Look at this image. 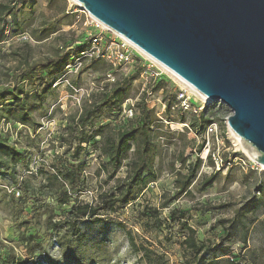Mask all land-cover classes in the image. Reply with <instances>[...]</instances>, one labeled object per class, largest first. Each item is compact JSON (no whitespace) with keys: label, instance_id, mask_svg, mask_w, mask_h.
Segmentation results:
<instances>
[{"label":"rangeland","instance_id":"rangeland-1","mask_svg":"<svg viewBox=\"0 0 264 264\" xmlns=\"http://www.w3.org/2000/svg\"><path fill=\"white\" fill-rule=\"evenodd\" d=\"M47 1L28 0L17 13L26 23L24 33L0 43V90L22 89L28 98L32 97L34 122L33 125L0 123V137H6L7 143L24 155L23 162L13 163V157L0 152V162L4 164V169H0V264H146L140 259L142 252L135 253L131 249L128 235L137 246L162 256L164 264H227V261L264 264V167L236 146L226 126L229 109L219 102L206 105L160 66L149 61L145 63L146 57L131 45L133 62L122 70L114 71L104 60L94 64L90 57L82 56L80 64L87 69L80 75L67 73L65 66H60L51 76L47 75L48 81L40 87L22 82L24 61L30 65L55 61L61 56L57 51L62 42L55 40L60 33L64 34L59 38L61 41H74L71 51L76 53L80 46L88 51L91 38L100 32L97 22L77 3L64 0L63 7L56 1L53 8L57 4L65 10L58 15L59 11L48 9ZM43 20L53 24L57 32L38 42L32 33L39 29ZM104 36V40L108 38L114 43V48L121 43L109 33ZM73 55L74 59L78 58L77 54ZM108 73L113 74L116 82L130 78L124 86V100H130L128 104L134 105L137 114L136 104L144 98L148 109L163 126L156 130L160 154L154 165L158 178L128 205L119 206L112 213L102 212L98 217L80 220L77 223L80 237L76 238L68 227L70 208L77 203L95 204L99 193L113 185L112 180L105 181L102 172L97 175L98 164L106 161L98 159L92 151L98 138L82 145L78 163L83 165L85 181L80 191L70 193L67 205L60 206L55 189L44 187L46 181L41 172H50L48 165L56 156L70 160L77 141L73 138L75 135L69 134L68 127L83 103L93 95L98 97L100 88L109 90L113 86L114 82L106 81ZM57 78L62 82L54 86L51 81ZM67 82L76 87V93H70ZM157 83L161 88L155 89ZM165 92L175 95V105L168 117L164 114ZM179 93L188 98V108L181 107ZM180 108L184 112V123L178 114ZM200 112L215 121L203 135L188 128L192 116ZM104 125L117 131L127 125V120L122 112L116 117L101 113L94 129ZM202 143L203 148L198 152ZM246 146L250 154L258 157L252 147ZM179 154L186 157L187 164L198 157L201 166L188 193L176 195L171 165L179 169L175 162ZM124 171L122 168L116 178H123ZM211 174L216 175V181L202 191L197 181ZM64 188L68 190L67 186ZM145 206L157 208L164 220L172 211L183 213L187 224L196 232V241L203 243L206 249L196 256L181 248L183 235L178 231L179 217L165 227H145L148 220L143 216ZM51 215L55 217L53 221L62 223L57 232L50 234L46 229ZM28 236H35V243L41 247V252L34 251L33 259H29V248L23 245ZM224 251H228L226 256H223Z\"/></svg>","mask_w":264,"mask_h":264},{"label":"trees","instance_id":"trees-1","mask_svg":"<svg viewBox=\"0 0 264 264\" xmlns=\"http://www.w3.org/2000/svg\"><path fill=\"white\" fill-rule=\"evenodd\" d=\"M56 1H60L64 7V0H48L47 6L51 11H59L58 15L64 14V8H60L57 4L53 8ZM28 0H0V43L7 40L8 37L19 36L25 31L26 23L18 18L17 13L21 12V9L26 6ZM57 30L53 28V24L47 23L45 20L39 26L38 30H34L32 36L35 41H42L47 39L50 35L55 34ZM64 36L60 33L55 37L56 42H62L59 46L57 53L61 52V56L55 61L37 62L35 64H28L24 61L21 66L24 67L23 76L20 77L21 81L29 82L33 87H40L46 83L52 72L60 66H66L69 63L74 62V55L84 52L83 46L76 49V53L72 52V44L61 41L59 38ZM64 42V43H63ZM94 64L100 62L98 59H91ZM109 69L111 66H108ZM85 65H80L77 75H80L86 71ZM46 74V77L43 75ZM59 78L52 80L51 82L58 81ZM130 78L126 77L120 81H113V86L106 90L100 88L97 95L91 96L86 103L79 108L78 113L72 118V122L69 128V134L75 135L73 138L77 141L73 151L71 153L70 160H63L60 157H54L52 163L48 165L50 169L49 173H42L41 176L46 181L44 186L48 190H53L54 194L58 198L60 206H65L69 202V195L71 192L80 191L82 183L85 181L83 165L78 163L80 152L83 150L82 145L89 144L98 138V141L93 143L92 151L96 153L98 159H105L106 161L98 164L97 175L101 172L105 175V181L113 182V185L104 193H99L95 204H74L68 211L67 216L70 217L68 227L73 230L72 236L79 238L80 231L77 227V223L87 217H98L102 212L112 213L119 206H126L131 201L135 200L140 192L147 187L150 182H154L158 178V172L155 169V158L160 154V145L158 142L157 129L163 126L153 116V111L148 109L144 98L140 101V104H136L139 112L134 114L132 118H126L127 125L117 131L108 127L107 125L95 128V121L99 118L101 113H106L110 116H118L122 112V107L125 101L123 98L124 86ZM49 87V86H48ZM75 87V86H74ZM160 84L155 85V89H159ZM69 89V88H68ZM35 91V90H34ZM70 91V89H69ZM35 93V92H34ZM71 93V91H70ZM25 95V96H24ZM32 97L24 94L19 89L13 91H7L5 89L0 90V123L10 122L11 124L21 125H33V107L31 105ZM165 103L164 114L166 117L171 113V108L175 102V95H169L165 92L163 98ZM181 123H184L182 109H178ZM215 123L211 118H206L203 113H198L190 119L188 128L194 130L199 135L205 134V129ZM224 124L222 126V135H224ZM203 148V143L199 145L198 152ZM0 152L8 153L13 157V163L23 162L24 155L17 153L12 145L7 143V138L0 137ZM175 162L179 165V169L175 170L174 165H171V173L175 177L174 186L176 195L187 194L193 181L197 177L198 170L201 166V160L198 157L193 163L187 164V159L183 154L176 156ZM227 161L224 160L223 164ZM223 164L221 166H223ZM125 168V175L123 178H116V174ZM0 169H4V164L0 162ZM185 172L184 174L182 172ZM217 177L215 174H211L208 178L202 177L198 182V186L202 191L212 187ZM65 186L68 190H65ZM143 216L148 220L145 223V227L161 228L167 226L169 221H174L176 217H179L177 221L178 231L183 235V240L180 242V246L184 251L190 252L198 256L206 246L203 243L196 241V232L189 226L186 220L183 218L184 214L178 211H172L167 220L161 219L157 208L145 206ZM54 215H51L47 231L55 233L58 231L61 221H53ZM128 240L131 249L135 252H142L140 259L146 264H164L162 256L153 255L152 251L143 247H139L135 244L131 235H128ZM35 236H28L23 245L28 250L29 259H33L34 251L41 252V247L35 243ZM32 243V245H29ZM228 251L223 252V256H226ZM17 263V262H16ZM7 264V263H6ZM22 264V263H19ZM25 264V263H24ZM227 264H239L228 262Z\"/></svg>","mask_w":264,"mask_h":264},{"label":"water","instance_id":"water-1","mask_svg":"<svg viewBox=\"0 0 264 264\" xmlns=\"http://www.w3.org/2000/svg\"><path fill=\"white\" fill-rule=\"evenodd\" d=\"M94 21L230 111L264 167V0H74Z\"/></svg>","mask_w":264,"mask_h":264},{"label":"built area","instance_id":"built-area-1","mask_svg":"<svg viewBox=\"0 0 264 264\" xmlns=\"http://www.w3.org/2000/svg\"><path fill=\"white\" fill-rule=\"evenodd\" d=\"M97 25H98L97 27L100 28V32L91 38V41L89 42L91 43L90 49L88 51L82 52L80 54V57L76 58L73 63H69L65 66V70L67 73L77 72L81 65L79 60L86 56L90 57L91 59L104 60L108 62L113 67L114 71L122 70V67H127L133 62L132 56L129 51L130 45L124 40L118 38V35H116L112 31L104 28L103 26L99 24ZM104 33H109L112 36L117 37L118 39L121 40L120 41L121 43L118 42L115 48L112 47L114 43H112V41H108V38L104 40V37L106 38V36H104ZM23 39L25 40V37H23ZM146 61L147 62L149 61L151 64H153V62L149 58H146V60L144 59L145 63ZM106 81L107 82L114 81L112 73L106 74ZM60 82H62L61 79L56 81L54 83V86H57L58 84H60ZM68 88L70 89L71 94L77 92L76 87H74L70 83H68ZM178 95H179V98L181 99V107L183 109L188 108L189 107L188 98H186L185 94L179 93ZM129 101L130 100L128 101L126 100L122 107V114L123 116H125V118H132L136 112V110H134V105L128 104ZM77 104L79 106L80 101H78ZM126 106L128 107L126 108Z\"/></svg>","mask_w":264,"mask_h":264},{"label":"bare ground","instance_id":"bare-ground-1","mask_svg":"<svg viewBox=\"0 0 264 264\" xmlns=\"http://www.w3.org/2000/svg\"><path fill=\"white\" fill-rule=\"evenodd\" d=\"M72 2H75L74 0H70ZM77 3V2H75ZM79 6H81L79 3H77ZM96 22V21H95ZM99 24V23H97ZM100 25V24H99ZM103 26V25H101ZM104 27V26H103ZM106 28V27H104ZM118 38L124 40L125 42H127L122 36L118 35ZM128 43V42H127ZM129 44V43H128ZM131 45V44H129ZM132 46V45H131ZM134 49H136L139 53H141L143 56H145L146 58H149L154 64L160 66L163 71H165L166 73H168V75H170L171 77H173L176 81H178L181 85H183L185 88H187L190 92H192L196 97L200 98L206 105L209 102V100L203 96L202 94H200L198 91H196L195 89H193L192 87H190L188 84H186L185 82H183L181 79H179L176 75H174L173 73H171L170 71H168L166 68H164L163 66H161L160 64H158L157 62H155L154 60H152L150 57L146 56L145 54H143L141 51H139L137 48H135L134 46H132ZM231 132V131H230ZM233 139L235 140V144L238 148H240L245 154H247L249 157L253 156L254 159H257L256 155H252L250 154V149L248 148V146H246V142L241 139L240 137H238L237 135H235L233 132H231ZM246 143V144H244ZM248 145V144H247ZM250 146V145H249ZM251 147V146H250ZM253 153V152H252Z\"/></svg>","mask_w":264,"mask_h":264}]
</instances>
